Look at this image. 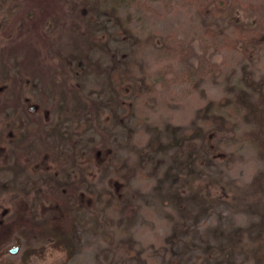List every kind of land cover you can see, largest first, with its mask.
I'll use <instances>...</instances> for the list:
<instances>
[{
  "label": "rangeland",
  "instance_id": "374dc122",
  "mask_svg": "<svg viewBox=\"0 0 264 264\" xmlns=\"http://www.w3.org/2000/svg\"><path fill=\"white\" fill-rule=\"evenodd\" d=\"M240 23L263 34L264 0H0V264H264V122L233 105L264 92V42ZM221 99L227 128L201 117Z\"/></svg>",
  "mask_w": 264,
  "mask_h": 264
},
{
  "label": "trees",
  "instance_id": "16d2710c",
  "mask_svg": "<svg viewBox=\"0 0 264 264\" xmlns=\"http://www.w3.org/2000/svg\"><path fill=\"white\" fill-rule=\"evenodd\" d=\"M120 1V0H119ZM93 14V13H92ZM103 14V12H102ZM117 17V16H116ZM98 24V21H97ZM242 23H240V26H238L239 31L243 34L241 35V37L239 38L238 41H243V42H264V38H262L264 36V33L262 34H254V32H252L253 29L251 28H242ZM244 26V25H243ZM11 29H15L13 27H10ZM264 32V31H262ZM121 33V29L118 30L117 32H114L115 35H119ZM223 33H225V31H223ZM207 36L211 37H215L214 33L211 31H207L206 32ZM10 35V33L8 34V36ZM90 35V37H89ZM89 35L87 36L86 40L90 41V42H97L100 43L99 45H102L101 47L104 46V42H107L108 38L106 36H96L93 35L91 33H89ZM93 35V36H92ZM118 37V36H116ZM217 37V36H216ZM89 38V39H88ZM171 38L168 36L164 37L163 42H171L170 41ZM88 41V42H89ZM177 42H186V40H178ZM178 50H182V46H178ZM84 63L87 64V68L85 69V73L86 70L88 68H90V72L88 76H91V79L95 80V83L97 84V86L101 87V91L98 92V95L102 94L103 96H108L106 98L107 101H111L112 103H114L113 105L117 106V104L121 103V95H120V90L117 88L119 85L115 86L113 84V78L114 77V71L113 69H109V68H104L103 64L100 61L94 60L92 57L90 58H86L84 60ZM80 64V62H79ZM82 65V64H81ZM85 67V66H84ZM8 70L3 67V69L1 70L2 74L4 76H6L7 79H9V73L7 72ZM118 71V70H117ZM116 75V74H115ZM117 76V75H116ZM90 78V77H89ZM1 85V84H0ZM260 88L263 90L264 85H261ZM245 90L242 91V93L238 96L237 100L234 101L233 105H234V109L237 110H241V111H245L247 117H256V119L259 120V117H261V121L264 122V92H261L259 100L254 99L251 95H249ZM123 100V98H122ZM225 101L224 99H221L220 101H213L211 106H209L208 109H206V107H204L202 110H200L202 116L201 117H205L207 118H213V123H215V125H220V127L222 128H227V125L229 124L231 118H232V114H227L226 112H224L225 108L223 106H225ZM106 102V101H105ZM260 121V120H259ZM262 123V122H261ZM264 124V123H263ZM258 133V132H256ZM249 137L250 136H255L253 132H248L246 133ZM260 134L264 135V127L261 128V132ZM89 146L87 144L86 147H90L92 145L93 142H89ZM264 145V142H261ZM83 145V144H81ZM93 148L91 150L90 147V151L92 152ZM75 153H78V151H74L72 152V155ZM84 154V153H83ZM90 158L94 159V156H90ZM262 186L264 187V181L262 182ZM83 195V194H82ZM263 253H264V243L262 244L261 248H259Z\"/></svg>",
  "mask_w": 264,
  "mask_h": 264
},
{
  "label": "water",
  "instance_id": "95a60500",
  "mask_svg": "<svg viewBox=\"0 0 264 264\" xmlns=\"http://www.w3.org/2000/svg\"><path fill=\"white\" fill-rule=\"evenodd\" d=\"M17 251H18V247H15V248H13V249L11 250L12 253H15V252H17Z\"/></svg>",
  "mask_w": 264,
  "mask_h": 264
}]
</instances>
